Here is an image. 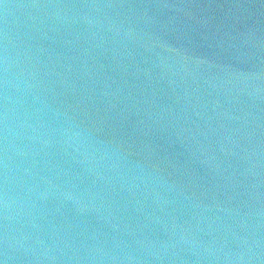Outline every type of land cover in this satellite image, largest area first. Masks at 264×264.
<instances>
[{"label": "water", "instance_id": "1", "mask_svg": "<svg viewBox=\"0 0 264 264\" xmlns=\"http://www.w3.org/2000/svg\"><path fill=\"white\" fill-rule=\"evenodd\" d=\"M0 264H264V0H0Z\"/></svg>", "mask_w": 264, "mask_h": 264}]
</instances>
